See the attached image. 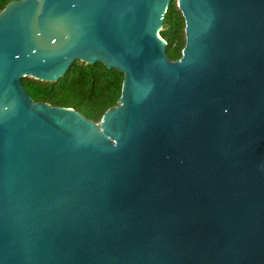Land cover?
Masks as SVG:
<instances>
[{
	"label": "water",
	"instance_id": "obj_1",
	"mask_svg": "<svg viewBox=\"0 0 264 264\" xmlns=\"http://www.w3.org/2000/svg\"><path fill=\"white\" fill-rule=\"evenodd\" d=\"M7 0L0 264H264V0ZM122 73L93 121L20 78Z\"/></svg>",
	"mask_w": 264,
	"mask_h": 264
},
{
	"label": "trees",
	"instance_id": "obj_2",
	"mask_svg": "<svg viewBox=\"0 0 264 264\" xmlns=\"http://www.w3.org/2000/svg\"><path fill=\"white\" fill-rule=\"evenodd\" d=\"M7 0H0V9ZM159 36L165 41V54L170 59L180 56L183 45V18L171 0L163 14ZM122 73L106 68L101 62L74 60L56 81H42L28 76L20 82L33 101L71 107L97 121L104 110L116 103L120 94Z\"/></svg>",
	"mask_w": 264,
	"mask_h": 264
}]
</instances>
